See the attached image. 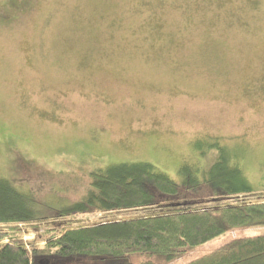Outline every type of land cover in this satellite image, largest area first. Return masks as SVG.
<instances>
[{
    "label": "rangeland",
    "instance_id": "1",
    "mask_svg": "<svg viewBox=\"0 0 264 264\" xmlns=\"http://www.w3.org/2000/svg\"><path fill=\"white\" fill-rule=\"evenodd\" d=\"M215 149L264 191V0H0V178L33 200L22 239L64 221L89 170L149 163L182 186Z\"/></svg>",
    "mask_w": 264,
    "mask_h": 264
},
{
    "label": "trees",
    "instance_id": "2",
    "mask_svg": "<svg viewBox=\"0 0 264 264\" xmlns=\"http://www.w3.org/2000/svg\"><path fill=\"white\" fill-rule=\"evenodd\" d=\"M210 159L201 181L183 167L182 186L149 163L89 170L82 196L54 217L64 221L28 241L19 225L34 221L33 200L0 178V264H157L156 257L167 262L231 231L264 226V191L253 193L223 150ZM120 212L138 216L110 220ZM88 215L105 220L90 226L81 218ZM186 264H264V234L234 237Z\"/></svg>",
    "mask_w": 264,
    "mask_h": 264
}]
</instances>
